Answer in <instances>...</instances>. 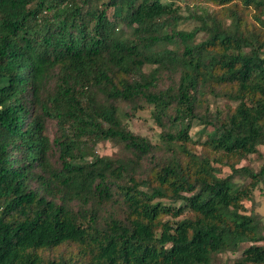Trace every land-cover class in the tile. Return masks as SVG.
<instances>
[{
	"label": "trees",
	"instance_id": "trees-1",
	"mask_svg": "<svg viewBox=\"0 0 264 264\" xmlns=\"http://www.w3.org/2000/svg\"><path fill=\"white\" fill-rule=\"evenodd\" d=\"M261 146L264 0H0V264H264Z\"/></svg>",
	"mask_w": 264,
	"mask_h": 264
},
{
	"label": "rangeland",
	"instance_id": "rangeland-1",
	"mask_svg": "<svg viewBox=\"0 0 264 264\" xmlns=\"http://www.w3.org/2000/svg\"><path fill=\"white\" fill-rule=\"evenodd\" d=\"M191 7H195V5H191ZM195 21H188L179 26L180 29L191 30L195 27ZM203 39V36L200 37ZM228 103L227 100L223 99H215L213 97L210 98L211 111L215 112L216 109H224L225 105ZM143 104V103H142ZM141 104V105H142ZM121 109L130 115V119L127 122L129 128L136 134L149 138L153 143L159 142V135L161 133V129L154 122L151 112L152 107L148 105H143V109L138 111H134L131 108L130 104H121ZM223 118L225 115L222 116ZM191 130V135L196 137V133L199 131L200 127L196 126ZM56 133L55 124L50 122L48 124V134L53 137ZM259 150L262 154V157L258 155L251 156L249 161H244L242 165H250L254 169H260L264 164V147H259ZM96 152L101 156H108L112 158L122 156L126 150L123 145L117 144L112 141H103L96 146ZM228 169H226L227 171ZM244 179V177H242ZM245 181V179L243 180ZM247 207L252 209V204L250 202L247 203ZM255 211L260 214L263 218L264 223V193L262 190H257L255 193V205L253 206ZM248 246V244H243L240 248V252L238 253H227L221 256V261L219 264H233V261L240 257L243 250Z\"/></svg>",
	"mask_w": 264,
	"mask_h": 264
}]
</instances>
